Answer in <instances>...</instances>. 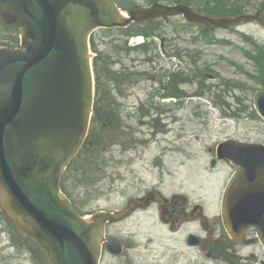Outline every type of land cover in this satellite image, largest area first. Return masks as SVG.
<instances>
[{
	"label": "rangeland",
	"instance_id": "1",
	"mask_svg": "<svg viewBox=\"0 0 264 264\" xmlns=\"http://www.w3.org/2000/svg\"><path fill=\"white\" fill-rule=\"evenodd\" d=\"M149 1L121 0L119 6L147 7ZM219 1L217 8L228 17L264 12V0ZM153 2L169 5L173 0ZM191 2L195 8L205 5L204 0ZM185 25L182 18L158 20L152 29L163 40L148 39L145 45L130 51L121 50L125 46L122 34L95 31L96 50L108 51L114 57L106 72L126 68L138 74V80L132 86L131 80L121 85L124 78L114 76L107 83V76L102 78L100 73L101 84L97 82L96 88H109V97L116 105L108 107V114L99 111V123L104 127L99 126L101 129L94 134L96 125L90 128L89 135H95L98 151L93 164L81 166L80 162L87 164V158H83L62 182L63 192L83 216L122 209L128 199L142 200L147 191L157 190L164 198L182 194L189 205H200L212 226L230 170L221 164L210 168L212 153L208 149L228 138L264 144V122L251 107L254 92L261 89V78L264 82V30L255 23L230 32L215 29L211 33L216 39L214 44L198 41L191 46L190 40L198 30ZM10 33L12 38L18 37L17 30ZM243 34L262 50L261 67L249 62L243 53H257L256 49L250 50L249 44L248 48L243 44ZM174 39L176 50L187 49L196 60L192 62L181 51L175 58L168 44ZM100 60L98 56L97 64ZM168 95L176 97V102L167 101ZM108 103L106 96L105 106ZM106 115L118 124L109 125ZM0 224L13 242L12 248L0 251V262L47 264L38 244L28 238L24 247L20 238L25 235L1 212ZM189 232L201 234L196 223L183 224L178 233H169L152 206L135 211L125 221L107 226L102 236L104 240L130 238L132 249H124L121 257H111L103 249L100 264H231L224 258L211 260L188 248L185 237ZM212 238L216 239L215 234ZM211 243L212 247L222 246ZM0 250H4L3 245ZM236 252L244 256L253 253L255 263L264 261L258 245H238Z\"/></svg>",
	"mask_w": 264,
	"mask_h": 264
},
{
	"label": "water",
	"instance_id": "2",
	"mask_svg": "<svg viewBox=\"0 0 264 264\" xmlns=\"http://www.w3.org/2000/svg\"><path fill=\"white\" fill-rule=\"evenodd\" d=\"M178 14L209 27L253 20L264 27L261 13L209 19L185 6L154 5L128 10V20L112 0H0V19L20 28L24 48L0 50V207L39 242L48 264H98L104 225L124 219L132 204L139 207L130 200L121 211L97 213L86 221L59 189L89 120L88 33ZM256 107L264 117V91L256 95ZM222 149V156L246 157L223 197L224 225L234 237L256 226L264 246V147L227 141ZM125 245L131 247L130 241ZM108 249L118 255L121 248L109 239Z\"/></svg>",
	"mask_w": 264,
	"mask_h": 264
},
{
	"label": "flooded vegetation",
	"instance_id": "3",
	"mask_svg": "<svg viewBox=\"0 0 264 264\" xmlns=\"http://www.w3.org/2000/svg\"><path fill=\"white\" fill-rule=\"evenodd\" d=\"M3 34L6 37V39L4 40L5 44H7V42L11 41L10 33L3 31L2 26L0 24V37H3L4 39ZM161 213L167 217L168 221L171 222L172 226H174L175 223L182 224L186 222L191 224V223L199 222V225L203 226V228L205 229V236L202 239L201 248L206 249L207 255L211 257L215 258L217 257V255H221V252L219 251L220 246L212 247L211 242H214L216 245H221V241H230V239L223 234V231L218 221H214L213 225L210 226L203 217L202 211L198 207H190V209H188V206L185 205L184 200L181 197H172L169 201L164 202L161 209ZM214 234L216 236V239L212 238V235ZM9 238H10V234L8 230L3 228L2 224H0V246L2 245L4 246V250H0L1 253H4L6 249L13 247V242ZM20 239L22 240V245L26 247L27 245L26 236L24 239L23 238ZM222 246L229 247L228 245H222ZM251 257H253V255ZM0 264H9V263L1 261Z\"/></svg>",
	"mask_w": 264,
	"mask_h": 264
},
{
	"label": "trees",
	"instance_id": "4",
	"mask_svg": "<svg viewBox=\"0 0 264 264\" xmlns=\"http://www.w3.org/2000/svg\"><path fill=\"white\" fill-rule=\"evenodd\" d=\"M210 4L213 5V7L210 6ZM217 4L216 0L214 1H210V3H208L207 7H205V12H208V14L210 13V15H213V16H216L215 14H220L221 12L217 11V7L215 6ZM108 104L105 106L104 104V101L102 100H98L96 106H95V110L97 111L98 110V113L99 111H105L106 110V114H108L107 110H108V107H113L114 108V103H112L111 101L108 100ZM65 180V177L63 179V181ZM62 181V182H63ZM63 190V188H62ZM64 191V190H63Z\"/></svg>",
	"mask_w": 264,
	"mask_h": 264
},
{
	"label": "bare ground",
	"instance_id": "5",
	"mask_svg": "<svg viewBox=\"0 0 264 264\" xmlns=\"http://www.w3.org/2000/svg\"><path fill=\"white\" fill-rule=\"evenodd\" d=\"M122 15H123V16H126L125 13H123V12H122ZM85 220L88 221V220H89V217H86Z\"/></svg>",
	"mask_w": 264,
	"mask_h": 264
}]
</instances>
